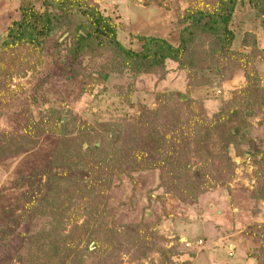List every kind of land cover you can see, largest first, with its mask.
Returning <instances> with one entry per match:
<instances>
[{
    "label": "rangeland",
    "instance_id": "374dc122",
    "mask_svg": "<svg viewBox=\"0 0 264 264\" xmlns=\"http://www.w3.org/2000/svg\"><path fill=\"white\" fill-rule=\"evenodd\" d=\"M25 1L46 0H0V44ZM84 1L134 50L140 36L177 45L186 11L214 4ZM262 19L245 2L231 21L250 78L211 60L214 40L201 37L153 68L103 45L78 52L88 21L76 15L39 49L0 48V264H263ZM226 109L237 112L199 124L197 139L191 128L188 140L148 142L153 126L160 135Z\"/></svg>",
    "mask_w": 264,
    "mask_h": 264
},
{
    "label": "trees",
    "instance_id": "16d2710c",
    "mask_svg": "<svg viewBox=\"0 0 264 264\" xmlns=\"http://www.w3.org/2000/svg\"><path fill=\"white\" fill-rule=\"evenodd\" d=\"M245 2L258 11L264 20V0H214L211 7L192 8L186 11L183 16L184 26L180 29L177 45H172L157 37L140 36L138 40L141 46L138 50H134L126 48L117 39L116 29L111 18L103 15L96 6L90 5L84 0H46L42 10H37L29 1H25L20 6L18 18L8 26L0 48L28 45L31 48L39 49L57 19L62 16L76 15L88 21L83 32L77 35L76 48L78 52L83 48L92 50V48L103 45L111 47L128 65L153 68L163 66L166 60L179 58L186 53L190 43L201 37L214 40V45L211 46L213 51L211 60L221 58L238 63L241 68L243 67L247 78H250L253 69L250 57L247 53L232 47L235 32L231 28V21L237 6ZM75 58L76 54L73 53V60ZM246 88L248 93L250 86L247 85ZM239 105L240 101L238 100L236 107ZM236 109L220 110L208 119H203L198 111L193 115L187 114L183 117L184 121L180 122L181 126L172 127L160 135V131L153 126L151 127L153 136L148 142L151 144L152 140L158 141V146L164 147L166 141L164 138L160 140V137L169 133L170 138L188 140L189 135H192V133L190 134L191 128H193V139H197L199 136L194 135L197 134L199 124L212 125L218 120L219 114L222 120H225L226 117L230 119V112ZM160 113L158 114L160 115ZM162 115L165 116V113L163 112ZM230 123L231 121L228 124ZM140 146L143 148L146 146L141 137Z\"/></svg>",
    "mask_w": 264,
    "mask_h": 264
}]
</instances>
